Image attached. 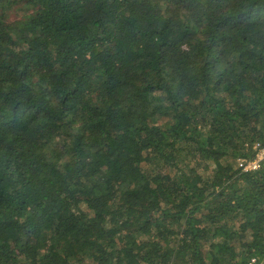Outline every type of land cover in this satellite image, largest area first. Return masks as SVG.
<instances>
[{
    "label": "trees",
    "instance_id": "obj_1",
    "mask_svg": "<svg viewBox=\"0 0 264 264\" xmlns=\"http://www.w3.org/2000/svg\"><path fill=\"white\" fill-rule=\"evenodd\" d=\"M257 144L264 0H0V264H264Z\"/></svg>",
    "mask_w": 264,
    "mask_h": 264
},
{
    "label": "built area",
    "instance_id": "obj_2",
    "mask_svg": "<svg viewBox=\"0 0 264 264\" xmlns=\"http://www.w3.org/2000/svg\"><path fill=\"white\" fill-rule=\"evenodd\" d=\"M256 148L258 149V152L254 159H239V166L243 171H255L260 168L264 160V147L257 144Z\"/></svg>",
    "mask_w": 264,
    "mask_h": 264
},
{
    "label": "rangeland",
    "instance_id": "obj_3",
    "mask_svg": "<svg viewBox=\"0 0 264 264\" xmlns=\"http://www.w3.org/2000/svg\"><path fill=\"white\" fill-rule=\"evenodd\" d=\"M16 8H14L12 11H11V17L13 19H15L16 17H19V14L17 13V11L15 10Z\"/></svg>",
    "mask_w": 264,
    "mask_h": 264
}]
</instances>
